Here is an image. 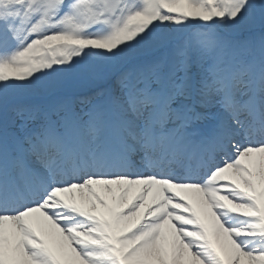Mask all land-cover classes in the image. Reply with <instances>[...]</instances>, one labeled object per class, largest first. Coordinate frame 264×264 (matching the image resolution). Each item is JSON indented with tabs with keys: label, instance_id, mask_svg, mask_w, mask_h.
I'll list each match as a JSON object with an SVG mask.
<instances>
[{
	"label": "snow or ice",
	"instance_id": "snow-or-ice-1",
	"mask_svg": "<svg viewBox=\"0 0 264 264\" xmlns=\"http://www.w3.org/2000/svg\"><path fill=\"white\" fill-rule=\"evenodd\" d=\"M0 264H264V0H0Z\"/></svg>",
	"mask_w": 264,
	"mask_h": 264
},
{
	"label": "rangeland",
	"instance_id": "rangeland-1",
	"mask_svg": "<svg viewBox=\"0 0 264 264\" xmlns=\"http://www.w3.org/2000/svg\"><path fill=\"white\" fill-rule=\"evenodd\" d=\"M80 91H81V92H85L86 90H83V89H82V90H80Z\"/></svg>",
	"mask_w": 264,
	"mask_h": 264
}]
</instances>
